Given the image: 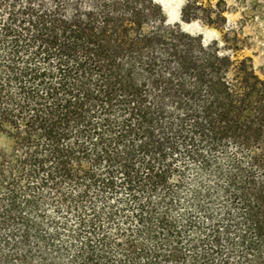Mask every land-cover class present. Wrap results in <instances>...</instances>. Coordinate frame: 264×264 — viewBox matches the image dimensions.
Instances as JSON below:
<instances>
[{"label":"trees","instance_id":"16d2710c","mask_svg":"<svg viewBox=\"0 0 264 264\" xmlns=\"http://www.w3.org/2000/svg\"><path fill=\"white\" fill-rule=\"evenodd\" d=\"M263 14L0 0V264H264Z\"/></svg>","mask_w":264,"mask_h":264},{"label":"rangeland","instance_id":"374dc122","mask_svg":"<svg viewBox=\"0 0 264 264\" xmlns=\"http://www.w3.org/2000/svg\"><path fill=\"white\" fill-rule=\"evenodd\" d=\"M159 2L166 13L169 23H180L183 29L192 33H201L204 40L210 41L219 36L213 29L200 25L198 22L185 23L181 20V10L184 0H155ZM238 14L230 15L231 20L238 18ZM245 36L249 39L250 48L243 53L253 58L257 72L264 77V14L252 20L244 27Z\"/></svg>","mask_w":264,"mask_h":264}]
</instances>
